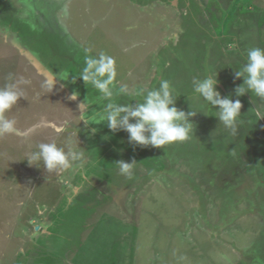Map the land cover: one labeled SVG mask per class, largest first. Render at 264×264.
<instances>
[{
  "label": "rangeland",
  "instance_id": "obj_1",
  "mask_svg": "<svg viewBox=\"0 0 264 264\" xmlns=\"http://www.w3.org/2000/svg\"><path fill=\"white\" fill-rule=\"evenodd\" d=\"M252 47L264 48V0H0V87L30 81L5 113L15 131L0 135V264L38 251L34 264H264V99L233 92ZM101 52L115 88L169 81L176 107L197 110L188 139L140 146L91 123L107 101L79 74ZM209 74L242 103L235 132L193 91ZM52 141L82 158L27 163Z\"/></svg>",
  "mask_w": 264,
  "mask_h": 264
},
{
  "label": "clouds",
  "instance_id": "obj_2",
  "mask_svg": "<svg viewBox=\"0 0 264 264\" xmlns=\"http://www.w3.org/2000/svg\"><path fill=\"white\" fill-rule=\"evenodd\" d=\"M79 78L90 84L100 94L105 103L102 111L91 117V123L106 122L107 128L115 133L124 130L128 133L129 143L140 146L162 147L174 141L188 139L192 131L193 122L189 119L197 112L196 109L188 111L176 107L174 89L169 81L161 80L158 88L150 90L135 89L130 91L126 85L115 88L117 78L116 62L113 57L101 52L98 56L87 55L84 60ZM234 78H243V82L234 87L236 97L251 93L257 98L264 99V48L252 47L247 51L246 61L238 70H234ZM11 80V76L9 77ZM51 87L50 82H45ZM217 74L206 75L203 79L193 80V91L202 98L207 105L216 109V117L225 127L237 130L238 117L241 114L242 103L240 99H233L232 95L221 96L217 90ZM30 84L24 77L6 83L0 87V135L15 131V118H8V112L18 99L23 97L21 85ZM141 96L135 104H121L114 97L119 95ZM24 98V97H23ZM258 119L264 117L257 113ZM97 131L92 129L91 134ZM82 153L72 150L65 151L55 141L39 143L36 150L26 155L29 165H38L42 162L47 171L70 167L71 161L82 158ZM119 171L129 173L132 162L117 160ZM35 220V219H34ZM36 226H39L36 229ZM36 231H41L39 224H34Z\"/></svg>",
  "mask_w": 264,
  "mask_h": 264
},
{
  "label": "crops",
  "instance_id": "obj_3",
  "mask_svg": "<svg viewBox=\"0 0 264 264\" xmlns=\"http://www.w3.org/2000/svg\"><path fill=\"white\" fill-rule=\"evenodd\" d=\"M51 226V224H49L48 226H47V228H46V226H44V225H42L41 226V232H43V233H45L46 231H47V229L49 228ZM36 233V232H35ZM35 237V236H34ZM37 237H40V235H38ZM26 251V250H25ZM25 251H22V250H20L19 249V251H18V253L19 254H22V253H25ZM41 254H42V252H39L38 251V254H37V256H35V258H33V260H34V263H36L37 262V260H40L41 259ZM39 256V257H38ZM39 258V259H38ZM33 263V264H34ZM65 264H74L73 263V260H65ZM77 264H79V263H77Z\"/></svg>",
  "mask_w": 264,
  "mask_h": 264
},
{
  "label": "trees",
  "instance_id": "obj_4",
  "mask_svg": "<svg viewBox=\"0 0 264 264\" xmlns=\"http://www.w3.org/2000/svg\"><path fill=\"white\" fill-rule=\"evenodd\" d=\"M27 35H28V34H27ZM163 64H164V62H160V64H159V65H160V66H162ZM226 164H227V165H231L230 161H229V162H227V163L223 162V165L227 167V165H226ZM228 168H229V166H228ZM112 264H114V263H112Z\"/></svg>",
  "mask_w": 264,
  "mask_h": 264
},
{
  "label": "water",
  "instance_id": "obj_5",
  "mask_svg": "<svg viewBox=\"0 0 264 264\" xmlns=\"http://www.w3.org/2000/svg\"><path fill=\"white\" fill-rule=\"evenodd\" d=\"M39 226H36V229H38Z\"/></svg>",
  "mask_w": 264,
  "mask_h": 264
}]
</instances>
